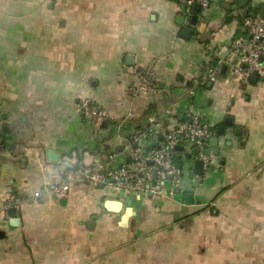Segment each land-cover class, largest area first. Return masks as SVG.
<instances>
[{
	"label": "crops",
	"instance_id": "obj_1",
	"mask_svg": "<svg viewBox=\"0 0 264 264\" xmlns=\"http://www.w3.org/2000/svg\"><path fill=\"white\" fill-rule=\"evenodd\" d=\"M182 7L180 0H0V264H264V73L257 83L236 81L244 64L230 53L247 35L246 15L260 16L264 0L193 8L196 26ZM148 65L158 68L157 90L133 98L132 71ZM211 68L218 81L203 86ZM84 100L109 113L106 126L84 117ZM196 114L214 136L225 128L220 154L198 176L195 158L180 152L185 187L175 196L86 181L63 200L47 192L62 180L61 163L131 165L108 157L136 130L155 131L151 148ZM13 199L19 203L7 210Z\"/></svg>",
	"mask_w": 264,
	"mask_h": 264
},
{
	"label": "built area",
	"instance_id": "obj_2",
	"mask_svg": "<svg viewBox=\"0 0 264 264\" xmlns=\"http://www.w3.org/2000/svg\"><path fill=\"white\" fill-rule=\"evenodd\" d=\"M213 2L214 0H180L182 5H186L184 16L189 24L195 5L209 8ZM244 27L247 35L236 39L230 47V53L241 57L244 64L234 70L236 81H247L256 71L259 74L264 73V65L261 64V59L264 58V19L255 15L248 16L244 19ZM132 74L134 82L128 89L131 97L147 96L157 90L159 73L156 65L136 67ZM205 79L203 86L206 83L215 84L218 81L216 69H209ZM79 107L84 117L97 127H102L110 119L105 109L87 100L81 101ZM155 134L153 129L136 130L121 153L108 157L110 163L118 159H130L131 165L124 163L116 168L95 163L73 169L61 163L59 168L62 180L50 184L47 192L63 200L69 196L72 185L86 181L96 185H110L117 191L129 194H148L158 198L175 196L185 187L182 167L176 163L180 153L177 151L178 147H182L184 152L189 149L188 153L193 155L196 161L203 163L204 170H210L213 157L207 156L206 151L210 148V140L215 133L197 114L169 131L154 147L147 148L146 141ZM196 149H199V153L194 155ZM41 195L42 193L38 192L35 198L39 199ZM18 203V199H13L6 209L16 207Z\"/></svg>",
	"mask_w": 264,
	"mask_h": 264
},
{
	"label": "water",
	"instance_id": "obj_3",
	"mask_svg": "<svg viewBox=\"0 0 264 264\" xmlns=\"http://www.w3.org/2000/svg\"><path fill=\"white\" fill-rule=\"evenodd\" d=\"M183 9V12L186 11V5H183L182 7ZM194 10L196 13H199L201 11V6L200 5H195L194 6ZM247 17V15H246ZM260 18L264 19V8L262 10V13L260 15ZM181 25L184 24V19H181ZM198 23V15H194L192 17V20H191V25L192 26H196ZM192 33V29L190 28H185L184 29V32H183V36L185 38H188V34H191ZM127 64L129 66H134L135 62H134V57H128L127 58ZM261 64L264 65V58L261 59ZM260 76H259V73L256 71L253 73L252 75V82L253 83H257L258 80H259ZM107 125V122L103 124V126H106ZM225 125L231 127L232 126V122H231V119L227 120ZM225 133V128H220L218 130V135L217 136H214L211 140H210V145L214 148H216L214 150V152H212L211 150H208L206 151V155L207 156H218L220 154V150L218 148L219 146V136H223ZM177 151L179 152H184L183 148L182 147H178L177 148ZM199 153V149H196L194 150V155H197ZM49 156H50V160L54 163H59L60 162V157L54 153V151L52 150H49ZM189 159H193V155H189ZM129 162H131V160L129 159ZM66 166L68 167H72V165L70 163H65ZM151 165V164H150ZM75 169H78V166L77 167H74ZM195 170L197 171V175L198 176H203L204 174V171H203V163L201 161H196L195 162ZM156 175V173H155ZM187 203L188 204H191L192 201L194 200V197L193 195H188L187 198ZM120 203L118 202H108L107 206H108V209L111 210V211H117L119 208H120ZM10 215L13 217L12 221H11V224L12 226H18L19 224V219L16 218L15 216L17 215V210L13 209L10 211Z\"/></svg>",
	"mask_w": 264,
	"mask_h": 264
},
{
	"label": "trees",
	"instance_id": "obj_4",
	"mask_svg": "<svg viewBox=\"0 0 264 264\" xmlns=\"http://www.w3.org/2000/svg\"><path fill=\"white\" fill-rule=\"evenodd\" d=\"M251 16V15H250ZM256 16V15H255ZM244 21V20H243ZM176 163L178 164V165H180V160H179V158H178V156H177V158H176Z\"/></svg>",
	"mask_w": 264,
	"mask_h": 264
},
{
	"label": "rangeland",
	"instance_id": "obj_5",
	"mask_svg": "<svg viewBox=\"0 0 264 264\" xmlns=\"http://www.w3.org/2000/svg\"><path fill=\"white\" fill-rule=\"evenodd\" d=\"M188 152H189V149H188V150H186V152H184V153H182V154H184V155H185V154H188Z\"/></svg>",
	"mask_w": 264,
	"mask_h": 264
}]
</instances>
